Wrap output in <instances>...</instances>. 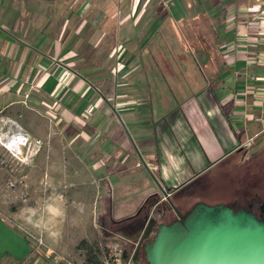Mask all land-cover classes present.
I'll return each instance as SVG.
<instances>
[{"label": "crops", "instance_id": "crops-1", "mask_svg": "<svg viewBox=\"0 0 264 264\" xmlns=\"http://www.w3.org/2000/svg\"><path fill=\"white\" fill-rule=\"evenodd\" d=\"M2 79L56 102L59 158L107 161L103 220L136 217L264 133V0H0ZM30 251L0 216V257Z\"/></svg>", "mask_w": 264, "mask_h": 264}, {"label": "rangeland", "instance_id": "rangeland-1", "mask_svg": "<svg viewBox=\"0 0 264 264\" xmlns=\"http://www.w3.org/2000/svg\"><path fill=\"white\" fill-rule=\"evenodd\" d=\"M12 84L11 79L0 80V216L27 239L31 251L19 263L2 256L0 264H86L90 253L102 264H125L126 255L133 264H145L144 246L156 236L167 201L148 200L140 218L109 231L98 199L105 186V175L98 170L107 161L92 163L91 154L75 155L71 141L65 157L59 158L55 135L62 118L56 102L48 99L36 105L26 87L14 93ZM250 145L211 172L233 163L238 171V177H233L239 180L236 184L230 177L219 180L218 185L227 187L222 191L228 194L222 198L234 194L249 199L258 194L262 198L251 201H264V133ZM63 158L66 168L59 166ZM137 171L138 167L132 173L139 179ZM84 240L87 245L80 248Z\"/></svg>", "mask_w": 264, "mask_h": 264}, {"label": "water", "instance_id": "water-1", "mask_svg": "<svg viewBox=\"0 0 264 264\" xmlns=\"http://www.w3.org/2000/svg\"><path fill=\"white\" fill-rule=\"evenodd\" d=\"M156 182L177 214L144 246L149 264H264V220L225 204L197 203L186 214Z\"/></svg>", "mask_w": 264, "mask_h": 264}, {"label": "trees", "instance_id": "trees-1", "mask_svg": "<svg viewBox=\"0 0 264 264\" xmlns=\"http://www.w3.org/2000/svg\"><path fill=\"white\" fill-rule=\"evenodd\" d=\"M234 166H235V164L233 163V164L226 166L224 169L219 170L218 172H214L213 174H211L212 171H210V172L202 175L194 183H192L191 185L179 190L177 193H175L171 196V199H172L174 205L178 208V210L181 213L185 214L184 209L188 212L197 203H200V202H204V203H208V204H226V205H229L228 203L234 201L237 198L239 199L240 196L238 197L234 194H229L230 196H228V198H222L223 196H226L228 194V193H224V191H222V190H225V188H227V187L225 186V188H223L222 186L218 185V184H220V183H218L220 179L226 180L229 177L230 178H233L234 176L238 177V175L236 174V172H238V171H235ZM236 182H239V180L237 178L232 180L233 184H236ZM191 186H193V187H191ZM219 186L222 188H220ZM228 187H230V185ZM200 196H202L203 198ZM243 198L244 197H241V199H243ZM157 200L161 201L162 196L159 197V195H157ZM166 203H167V212L165 214V217H162V219H160L159 223L156 225L157 228L160 224H170L175 219H177V214H176L175 210L173 209L172 205L168 201ZM144 210H145V208L142 209L141 212H143ZM142 215H143V213H140L136 217L122 219L120 221H115L111 217L110 218L106 217L105 218V224H106L107 229L109 231H116V230H119L120 228L127 226L131 222V220L138 219ZM86 245H87V241L84 240L80 243L79 247L81 248V247L86 246ZM143 252L145 254V260H146L145 264H149L147 261V257H146V251L144 250ZM125 258H126L125 259V264H126L128 261V256L126 255ZM86 264H102V263L95 254L90 253V254H88Z\"/></svg>", "mask_w": 264, "mask_h": 264}, {"label": "flooded vegetation", "instance_id": "flooded-vegetation-1", "mask_svg": "<svg viewBox=\"0 0 264 264\" xmlns=\"http://www.w3.org/2000/svg\"><path fill=\"white\" fill-rule=\"evenodd\" d=\"M259 195L256 194L252 198H243V199H235L234 201L228 203L230 208L234 209L236 212L241 210H247L249 213L254 215L259 220H264V201L260 202V200L256 199L255 201H251L258 197ZM259 198H262L259 196ZM264 200V198H263ZM208 204V203H207ZM210 205H218V204H210ZM226 205V204H225ZM185 214L187 211L184 209ZM183 214V213H182Z\"/></svg>", "mask_w": 264, "mask_h": 264}, {"label": "built area", "instance_id": "built-area-1", "mask_svg": "<svg viewBox=\"0 0 264 264\" xmlns=\"http://www.w3.org/2000/svg\"><path fill=\"white\" fill-rule=\"evenodd\" d=\"M250 26H251V27H255V28L258 27L257 24H251ZM27 96H28V94H27ZM126 264H133V262H132L131 259H130Z\"/></svg>", "mask_w": 264, "mask_h": 264}]
</instances>
